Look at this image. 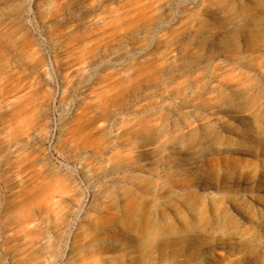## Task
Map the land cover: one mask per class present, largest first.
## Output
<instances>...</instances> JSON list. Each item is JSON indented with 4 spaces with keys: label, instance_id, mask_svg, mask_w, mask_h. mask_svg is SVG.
I'll list each match as a JSON object with an SVG mask.
<instances>
[{
    "label": "rangeland",
    "instance_id": "rangeland-1",
    "mask_svg": "<svg viewBox=\"0 0 264 264\" xmlns=\"http://www.w3.org/2000/svg\"><path fill=\"white\" fill-rule=\"evenodd\" d=\"M264 264V0H0V264Z\"/></svg>",
    "mask_w": 264,
    "mask_h": 264
},
{
    "label": "bare ground",
    "instance_id": "bare-ground-1",
    "mask_svg": "<svg viewBox=\"0 0 264 264\" xmlns=\"http://www.w3.org/2000/svg\"><path fill=\"white\" fill-rule=\"evenodd\" d=\"M242 264H249V263L243 262Z\"/></svg>",
    "mask_w": 264,
    "mask_h": 264
}]
</instances>
